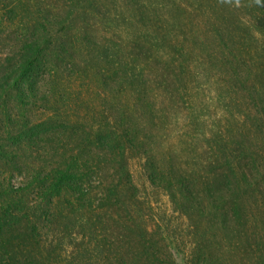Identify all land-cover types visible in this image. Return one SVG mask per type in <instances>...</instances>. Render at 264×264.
Returning <instances> with one entry per match:
<instances>
[{
	"label": "trees",
	"instance_id": "obj_1",
	"mask_svg": "<svg viewBox=\"0 0 264 264\" xmlns=\"http://www.w3.org/2000/svg\"><path fill=\"white\" fill-rule=\"evenodd\" d=\"M251 1L257 10L255 28L264 38V0ZM37 15V24L22 35L18 49L0 59V160L14 164L19 158L32 157L35 149L48 144L42 134L50 125L72 131L79 128L81 133H73L71 144L62 149L52 145L44 165L26 186H7L0 176V264H59L58 250L44 254L39 240L45 223L55 222L58 247L79 229H87L88 264L98 255L103 264H229L217 256L227 247L243 248L250 264H264V91L254 86L249 89L262 106L252 128L237 119L234 122L243 128L227 126L211 137L215 160L208 162L207 175L188 173L167 158L161 159L146 135L143 119L127 120L125 110L123 118L102 115L103 123L87 118V126L53 117L32 125L31 106L51 104L49 92L43 90L45 78L82 72L74 62V47L55 30L60 16L51 18L45 10ZM80 38L76 40L80 47H87L91 54L99 52L100 61L110 62L109 47L86 34ZM114 68L115 72L97 74L96 83L104 91L122 95L124 84H133L132 75L139 71L130 75L122 63ZM172 70L168 67L165 73ZM242 74L238 68L234 75L238 80ZM185 75L181 70L174 79L185 81ZM116 78L123 82L118 89L113 84ZM57 88L53 86L54 93ZM11 102L21 117H13ZM145 107L153 115L155 104L148 100ZM131 152L143 157L150 184L169 196L176 211L200 222L196 231L202 238L189 256L175 247L168 249L162 226L150 231L131 171ZM122 238L133 242L134 251L124 253ZM112 239L115 242L110 245Z\"/></svg>",
	"mask_w": 264,
	"mask_h": 264
},
{
	"label": "rangeland",
	"instance_id": "obj_2",
	"mask_svg": "<svg viewBox=\"0 0 264 264\" xmlns=\"http://www.w3.org/2000/svg\"><path fill=\"white\" fill-rule=\"evenodd\" d=\"M40 10L48 11L51 18L60 16L55 30L74 47V62L82 72L61 79L45 78L43 90L49 92L51 104L31 106L28 117L32 125L53 117L87 126V118L103 123L102 115L123 118L125 110L127 120L143 119L146 135L161 159L167 158L188 173L207 175L208 162L215 160L216 148L210 144L214 133L235 124L243 128L242 123L234 122L237 119L252 128L262 109L259 98L249 94L253 86L264 91V38L255 28L257 10L251 0H0V59L18 49L22 35L37 24ZM85 34L110 48L109 63L99 60V52L88 53L87 47L76 43ZM121 63L130 75L139 71L132 75L134 83H125L122 95L99 88L97 74L115 72L114 67ZM168 67L172 73H165ZM238 68L244 72L241 80L234 75ZM181 70L185 81L178 83L174 78ZM115 81V88L122 86V78ZM148 100L156 106L153 115L146 111ZM16 108L15 102L9 104L15 119L21 117ZM76 130L50 125L42 134L48 144L35 149L32 157L19 158L14 164L1 158V180L15 188L26 186L44 165L52 145L62 149L71 144L72 134L81 133ZM130 159L150 231L162 226L168 249L175 247L189 256L202 238L196 231L200 222L178 213L169 196L150 184L142 156L131 152ZM251 206L256 209L254 200ZM57 227L58 222L45 223L41 229L42 252L58 250L59 264H88L87 229L67 237L59 248ZM122 240L124 253L134 251L130 239ZM114 242L112 239L110 245ZM243 250L227 247L217 256L229 264H250ZM100 256L89 264H103Z\"/></svg>",
	"mask_w": 264,
	"mask_h": 264
},
{
	"label": "clouds",
	"instance_id": "obj_3",
	"mask_svg": "<svg viewBox=\"0 0 264 264\" xmlns=\"http://www.w3.org/2000/svg\"><path fill=\"white\" fill-rule=\"evenodd\" d=\"M257 2H259V0H257Z\"/></svg>",
	"mask_w": 264,
	"mask_h": 264
}]
</instances>
